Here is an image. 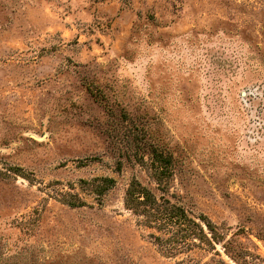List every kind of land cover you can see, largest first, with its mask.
<instances>
[{"label": "rangeland", "instance_id": "1", "mask_svg": "<svg viewBox=\"0 0 264 264\" xmlns=\"http://www.w3.org/2000/svg\"><path fill=\"white\" fill-rule=\"evenodd\" d=\"M0 264H264V0H0Z\"/></svg>", "mask_w": 264, "mask_h": 264}]
</instances>
